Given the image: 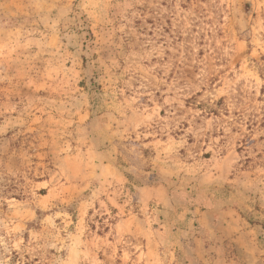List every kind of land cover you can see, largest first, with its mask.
Listing matches in <instances>:
<instances>
[{
  "label": "rangeland",
  "instance_id": "374dc122",
  "mask_svg": "<svg viewBox=\"0 0 264 264\" xmlns=\"http://www.w3.org/2000/svg\"><path fill=\"white\" fill-rule=\"evenodd\" d=\"M0 264H264V0H0Z\"/></svg>",
  "mask_w": 264,
  "mask_h": 264
}]
</instances>
